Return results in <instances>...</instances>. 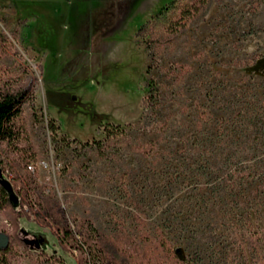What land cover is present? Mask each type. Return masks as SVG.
I'll use <instances>...</instances> for the list:
<instances>
[{
    "label": "rangeland",
    "instance_id": "1",
    "mask_svg": "<svg viewBox=\"0 0 264 264\" xmlns=\"http://www.w3.org/2000/svg\"><path fill=\"white\" fill-rule=\"evenodd\" d=\"M198 1L0 0V91L29 90L1 179L59 204L78 238L61 243L33 211L15 232L0 196V238L25 242L0 264H88L86 231L156 264L160 231L181 264H264V0H209L189 17Z\"/></svg>",
    "mask_w": 264,
    "mask_h": 264
},
{
    "label": "trees",
    "instance_id": "2",
    "mask_svg": "<svg viewBox=\"0 0 264 264\" xmlns=\"http://www.w3.org/2000/svg\"><path fill=\"white\" fill-rule=\"evenodd\" d=\"M209 4V0H199L198 3L195 4V6L192 8V10H189V17L193 14H197L200 11V5L201 6H207ZM193 13V14H191ZM160 15V14H159ZM157 15L156 18L159 16ZM183 16H181L179 25L180 27H184ZM149 23H146L143 25L137 32L138 36H141L142 34L146 33L148 30ZM178 28H175V31ZM149 88L148 96L145 99L144 104V111L141 117V120L139 121V124H143V129H146L147 124L150 121V117L152 116V112L149 113L147 110L148 106L152 105L160 91V86L155 83V81L152 83L151 81L147 85ZM29 96V90L27 88H20L16 90H3L0 91V144L4 141H12L16 138L15 133V123H14V117L16 116L17 112L19 111L20 106L22 103L28 98ZM77 107L80 110V112L85 113L87 116H89L91 119L96 120L98 117H100V114L94 109V107L91 104H85L82 102H79ZM88 108V109H87ZM77 112V111H76ZM50 128L53 130H56L55 126L50 125ZM106 132V138L114 136V134L108 129H105ZM0 165H2V161L0 159ZM1 170V169H0ZM2 171L0 172V174ZM264 182V180H263ZM0 196H1V202L4 206H10L12 213L9 215L12 218L13 225L15 227V232L17 230V220L18 218H21L25 216L28 211H33L34 215L37 217V219L45 226L52 227L58 237L61 243H78V238L72 229L71 224L68 222L65 214L62 212V209L59 204L50 201L49 203H42L41 201H37V204H34L31 200H29V194L26 192L25 195H23V192L19 190L12 189L11 186L3 179L0 178ZM52 202V203H51ZM34 205H38L39 209H41L44 213V217L41 216V214L37 211H35L33 208ZM24 207L27 208V210L24 209ZM247 221L251 223V217L249 216L247 218ZM241 231V237L245 235V226L242 227ZM83 235V238L80 240L79 243L81 245H78L77 247L80 248L82 251L85 247V245H89V250H85L86 259L88 264H156L157 260L148 258V259H137L133 258L130 254H128V250L123 249L120 247L119 244L116 242L106 239L103 237L102 234L97 233L95 236V232L89 231L84 235L83 232H81ZM95 237V238H94ZM1 244H0V250L4 256L10 253V247L11 242L16 241L18 243L25 244L24 240L20 239L16 233L9 236H3L0 238ZM90 240H93V244H90ZM154 245V244H153ZM243 246V245H242ZM155 249H159L164 253V258L169 259L171 261H176L178 264H181V256L180 251L178 249H173L170 246V243L166 239L165 235L160 231L159 235L156 240ZM244 247L242 248V250ZM244 251V250H243ZM129 253H132L129 252ZM258 253L257 248H254V253L252 254L254 259L256 258L254 254ZM133 258L131 261L130 259ZM260 260L262 258L259 256ZM164 261L166 262V260ZM140 260V261H138ZM145 261V262H144ZM162 262V264H166L165 262ZM260 263V262H259ZM256 264V261H255Z\"/></svg>",
    "mask_w": 264,
    "mask_h": 264
},
{
    "label": "built area",
    "instance_id": "3",
    "mask_svg": "<svg viewBox=\"0 0 264 264\" xmlns=\"http://www.w3.org/2000/svg\"><path fill=\"white\" fill-rule=\"evenodd\" d=\"M0 169H1V165H0ZM28 169L30 170V171H34V168H33V166L32 165H29L28 166ZM1 171H2V175H4L8 180H9V176H8V170H2L1 169ZM11 180V179H10Z\"/></svg>",
    "mask_w": 264,
    "mask_h": 264
},
{
    "label": "water",
    "instance_id": "4",
    "mask_svg": "<svg viewBox=\"0 0 264 264\" xmlns=\"http://www.w3.org/2000/svg\"><path fill=\"white\" fill-rule=\"evenodd\" d=\"M0 172H1V170H0ZM2 177V173L0 174V178Z\"/></svg>",
    "mask_w": 264,
    "mask_h": 264
}]
</instances>
